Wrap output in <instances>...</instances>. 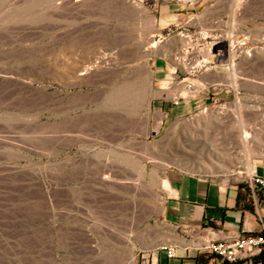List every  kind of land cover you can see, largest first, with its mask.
Masks as SVG:
<instances>
[{
    "label": "rangeland",
    "instance_id": "374dc122",
    "mask_svg": "<svg viewBox=\"0 0 264 264\" xmlns=\"http://www.w3.org/2000/svg\"><path fill=\"white\" fill-rule=\"evenodd\" d=\"M161 1L0 0V264H143L165 168L264 166V0H217L206 35L159 31ZM201 76L211 103L169 116Z\"/></svg>",
    "mask_w": 264,
    "mask_h": 264
},
{
    "label": "crops",
    "instance_id": "0c3cea01",
    "mask_svg": "<svg viewBox=\"0 0 264 264\" xmlns=\"http://www.w3.org/2000/svg\"><path fill=\"white\" fill-rule=\"evenodd\" d=\"M216 2H157L158 30L164 31L170 26H192L202 29V35H206L210 31L207 28L209 16L217 11L214 9ZM232 33L227 30V36ZM221 54L223 50L217 52V55ZM218 83L217 78L202 76L177 80L169 100L173 102L178 97L180 104L173 105L167 114L177 119L198 112L211 103V98L201 94L185 96L190 91L189 87L195 90L197 85ZM250 162L251 158L248 157ZM255 169L259 174H264L263 165L258 164ZM163 173L157 187V198L153 206L146 208L156 209L149 218V227L139 236L132 237L133 250L142 260L147 258L151 264H226L200 250L209 241L210 235L231 240L248 234H260L264 230V188L251 184L249 174L246 177L235 172L199 174L170 166ZM165 247H174L176 258L170 259ZM235 264H264V257Z\"/></svg>",
    "mask_w": 264,
    "mask_h": 264
},
{
    "label": "built area",
    "instance_id": "2783aa9c",
    "mask_svg": "<svg viewBox=\"0 0 264 264\" xmlns=\"http://www.w3.org/2000/svg\"><path fill=\"white\" fill-rule=\"evenodd\" d=\"M178 1L193 2V0ZM209 52V54L212 53L211 50ZM198 58V62L190 67L191 69L187 73L189 76H194L205 64L210 63L207 59L200 56ZM188 65H191V63H188ZM189 90L192 92L194 89L190 86ZM173 103L175 106L179 105L180 99L178 97L175 98ZM249 179L251 184L264 188V174H259L256 169L249 174ZM164 250L170 259L176 258L177 254L174 247H165ZM200 250L206 251L227 264L250 261L264 252V230L260 234H248L231 240L218 239L216 236L210 235L209 241ZM143 264H151V262L149 259L144 258Z\"/></svg>",
    "mask_w": 264,
    "mask_h": 264
},
{
    "label": "bare ground",
    "instance_id": "6f19581e",
    "mask_svg": "<svg viewBox=\"0 0 264 264\" xmlns=\"http://www.w3.org/2000/svg\"><path fill=\"white\" fill-rule=\"evenodd\" d=\"M254 170H255V167L251 169V172H250V173H252ZM132 261H133V260H132ZM130 263H131V262H130ZM131 264H133V263H131ZM134 264H135V263H134Z\"/></svg>",
    "mask_w": 264,
    "mask_h": 264
},
{
    "label": "trees",
    "instance_id": "16d2710c",
    "mask_svg": "<svg viewBox=\"0 0 264 264\" xmlns=\"http://www.w3.org/2000/svg\"><path fill=\"white\" fill-rule=\"evenodd\" d=\"M258 257H260V258L264 257V252L261 255H259Z\"/></svg>",
    "mask_w": 264,
    "mask_h": 264
}]
</instances>
